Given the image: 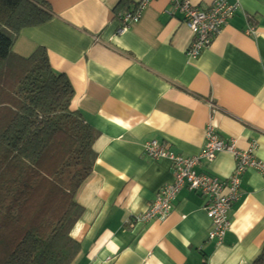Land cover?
Listing matches in <instances>:
<instances>
[{"label": "crops", "instance_id": "obj_1", "mask_svg": "<svg viewBox=\"0 0 264 264\" xmlns=\"http://www.w3.org/2000/svg\"><path fill=\"white\" fill-rule=\"evenodd\" d=\"M121 1L47 0L53 18L13 46L25 58L44 48L74 88L72 109L99 132L93 171L75 196L84 213L71 233L81 244L72 264H252L264 249L261 170L242 175L223 241L210 238L209 199L187 186L166 219L129 222L175 181L170 158L146 154L150 142L192 158L213 127L240 151L255 146L264 163V0H190L202 9L239 5L197 59L187 55L194 34L170 0L150 1L120 34ZM234 169V156L221 152L197 172L226 181Z\"/></svg>", "mask_w": 264, "mask_h": 264}, {"label": "trees", "instance_id": "obj_2", "mask_svg": "<svg viewBox=\"0 0 264 264\" xmlns=\"http://www.w3.org/2000/svg\"><path fill=\"white\" fill-rule=\"evenodd\" d=\"M139 3L122 0L117 10ZM53 18L47 0H0V264H72V230L84 213L75 196L93 171L99 132L72 109L74 88L39 48L13 46ZM252 264H264V249Z\"/></svg>", "mask_w": 264, "mask_h": 264}, {"label": "built area", "instance_id": "obj_3", "mask_svg": "<svg viewBox=\"0 0 264 264\" xmlns=\"http://www.w3.org/2000/svg\"><path fill=\"white\" fill-rule=\"evenodd\" d=\"M152 0H140L137 9L133 12L120 14L122 27L118 33L122 34L128 28L139 22L147 4ZM176 11L183 14V19L192 30L194 40L187 51V55L197 59L212 42L222 27L232 19L239 10L238 4H229L218 1L207 9L194 6L190 0H170ZM206 149L204 153L192 158L174 157L166 151V146L157 141L145 146L146 154L152 159L170 158L173 163L175 181L166 185L159 192L157 199L150 204L148 209L134 217L129 223H148L155 219L164 220L172 211L173 203L181 188L187 186L190 190L197 191L209 199L206 208L213 226L210 233L211 239L223 241L231 227L229 212L237 201L242 185V175L251 169L261 170L264 174V163L259 162L253 155V146L248 151H240L235 141H225L220 138L213 127L206 135ZM228 152L234 156V173L224 181L218 177L200 175L197 167L201 159L214 160L218 153Z\"/></svg>", "mask_w": 264, "mask_h": 264}, {"label": "rangeland", "instance_id": "obj_4", "mask_svg": "<svg viewBox=\"0 0 264 264\" xmlns=\"http://www.w3.org/2000/svg\"><path fill=\"white\" fill-rule=\"evenodd\" d=\"M5 255H8V253L6 251H4V250L1 251V253H0V260H4Z\"/></svg>", "mask_w": 264, "mask_h": 264}]
</instances>
